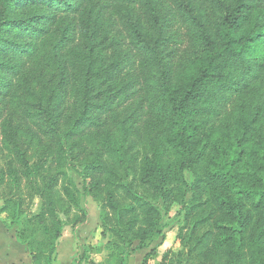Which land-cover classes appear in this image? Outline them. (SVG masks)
I'll use <instances>...</instances> for the list:
<instances>
[{"label":"trees","instance_id":"obj_1","mask_svg":"<svg viewBox=\"0 0 264 264\" xmlns=\"http://www.w3.org/2000/svg\"><path fill=\"white\" fill-rule=\"evenodd\" d=\"M69 170L109 237L89 264L174 204L160 264H264V0H0V212L31 264L85 216Z\"/></svg>","mask_w":264,"mask_h":264},{"label":"rangeland","instance_id":"obj_2","mask_svg":"<svg viewBox=\"0 0 264 264\" xmlns=\"http://www.w3.org/2000/svg\"><path fill=\"white\" fill-rule=\"evenodd\" d=\"M135 102L124 109V114L133 109ZM69 175L80 189V204L86 213L80 223L65 224L57 241L53 264H89L90 261H101L106 256L105 245L109 237L102 232L99 205L84 193L79 176L71 170ZM1 205L0 199V207ZM161 212L160 234L141 245L138 242L132 243L127 249L123 264H160L166 252L179 250L176 234L182 221V209L174 204ZM20 228L21 224H11L6 214L0 212V264H31L28 249L17 236Z\"/></svg>","mask_w":264,"mask_h":264}]
</instances>
